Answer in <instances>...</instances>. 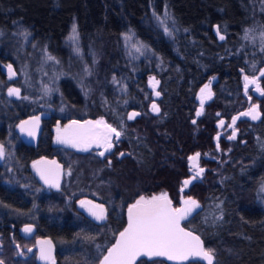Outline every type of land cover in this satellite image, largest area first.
<instances>
[{"label":"flooded vegetation","instance_id":"1","mask_svg":"<svg viewBox=\"0 0 264 264\" xmlns=\"http://www.w3.org/2000/svg\"><path fill=\"white\" fill-rule=\"evenodd\" d=\"M223 35V41L214 35L218 43L226 40ZM252 43L258 46L261 55V64L254 76L259 77L258 84L264 90V77L260 76V70L264 69V51L260 43L247 40L249 47ZM8 65L17 74L6 55H0V145L4 148L0 160V261L3 264H99L107 249L119 238V233L127 227L128 207L140 196L150 198L166 193L173 207H181L182 199L197 201L200 207L182 222V227L200 237L203 248L212 253V264L220 258L215 254H223L225 259L222 250L229 251L219 248L222 241L219 225L229 218L223 211L222 202L226 197V203L238 205L239 218L264 220V153L258 151V146L264 142V96L255 90V85H249L245 93L244 76L247 74L240 75L238 105L232 89L226 88L221 81L224 73L183 71L180 85L174 74H165L170 76L166 78L168 87L165 89L160 73H140L136 76L143 87L125 89L122 81L123 85L117 89L116 119L71 118L66 112L59 117L41 108L13 123L7 112L13 104L23 100V95L18 87V74L15 80L7 78L4 67ZM190 68L194 69L193 66ZM153 77L159 81L155 91L150 86ZM205 85H209L210 95L209 89L201 93ZM11 86L20 90L19 100L7 95ZM140 93L145 94L143 104L138 97ZM124 94L132 96L133 101L126 111ZM153 103L159 112L153 113ZM220 107L227 109L226 116H221ZM253 107L258 119L241 115ZM43 111L49 112L50 118L41 121V134L36 145H27L15 127L19 121ZM197 112L201 114L197 116ZM132 113L139 115L129 120ZM205 113L213 118L204 117ZM233 117H238L235 124ZM87 119H103L122 131L119 140L113 138L112 149L103 157L97 155L100 151L96 149L80 151L57 143L58 128L63 130L73 120L83 122ZM221 120L224 121L222 126ZM233 132L235 138L229 139ZM196 153H200L198 166L204 171L192 179L197 169L190 170L188 158ZM240 155L246 156L242 162L237 161L240 170L249 175L250 181L246 199L245 195L233 190L226 194L228 185L223 182L226 181V165L229 162L232 165L242 157ZM40 160L55 161L60 166L59 188L44 185L38 179L32 164ZM48 170L52 171L51 168ZM230 176H234L232 166L227 177ZM185 180H191V183L184 186ZM81 201L85 202L84 206ZM94 205L103 207L104 219L91 214L89 209L100 212ZM194 222L203 231L201 235L194 231ZM25 227H31L32 231L24 232ZM42 241H50V244L39 243ZM228 242L231 243L229 239ZM41 248L48 259H41ZM137 264L168 263L139 259Z\"/></svg>","mask_w":264,"mask_h":264},{"label":"trees","instance_id":"2","mask_svg":"<svg viewBox=\"0 0 264 264\" xmlns=\"http://www.w3.org/2000/svg\"><path fill=\"white\" fill-rule=\"evenodd\" d=\"M260 13H264V0H0V55H7L10 61L20 56L17 52L20 33L40 49L41 57L50 55L63 63L66 38L74 25L85 61L88 58L87 49L100 46V57L96 62L99 75L94 80L93 75L91 79L89 76L86 78L88 86L92 88L90 95L80 89V97L75 89L77 98L71 101L65 93L66 84L60 81L61 100H54L71 118L116 119L117 89L123 84L125 89L143 87L136 76L140 73H160L163 89L168 87L166 78H170L165 74H174L180 85V73L183 71L224 73L221 81L226 88L232 89L238 105L241 97L240 75H256L261 64L258 46L252 43L249 47L247 40L242 38L245 30L251 33L258 30L263 21L259 19ZM160 20L165 24H161ZM165 25L172 31V36L165 34ZM215 25L220 33L226 35L222 43H218L212 34ZM126 35H131L139 45L145 46L143 59L135 61L128 54L124 48ZM63 64L60 63L61 66ZM58 72L66 74L61 68ZM69 81L73 82L72 79ZM122 81L124 83L121 85ZM144 95H138L141 104ZM53 96L58 97L57 94ZM124 97L126 111L127 105L133 101L128 94H124ZM221 101L223 103V100H219L220 104ZM27 104L23 100L13 104L7 112L9 120L14 123L35 109H41L38 105L33 107ZM42 106L48 105L44 102ZM53 108L59 110V107ZM220 113L226 116L228 111L220 107ZM204 117L213 118L206 113ZM209 128L212 129V126ZM258 151L264 153V142L258 146ZM240 156L232 165L231 162L226 165V181L223 182L228 185L226 194L233 190L245 195L246 199L245 192L249 191L250 181L249 175L240 170L237 162H242L246 156ZM231 166L234 176L229 178ZM219 200L221 202L222 197ZM227 201L226 197L222 204L229 218L219 225L220 239L223 241L219 248L229 250H222L228 260L230 258L227 264H264V220L239 218L236 212L238 205ZM192 227L198 234L203 233L196 222Z\"/></svg>","mask_w":264,"mask_h":264},{"label":"snow or ice","instance_id":"3","mask_svg":"<svg viewBox=\"0 0 264 264\" xmlns=\"http://www.w3.org/2000/svg\"><path fill=\"white\" fill-rule=\"evenodd\" d=\"M167 15V12H165ZM159 19V18H158ZM161 24H165L163 20H160ZM164 32L166 35L172 36V31L165 25ZM73 35L70 37V40L76 41L78 36L76 34L75 25L72 28ZM27 35V33H24ZM217 35L221 40L225 37L220 35L219 30H217ZM244 40H253L255 41L257 37L253 36L249 30H245V35L242 37ZM126 42H131L133 37L131 35H126L124 37ZM260 41L261 50L264 51V32H261L258 37ZM136 52H141V49L144 48V45L136 46L133 44ZM78 52V49H77ZM48 60H54V57L47 56ZM255 70V65H253ZM9 78L15 75L12 70V66L8 65ZM87 71V69H86ZM260 76L264 77V69L260 70ZM259 77L253 76L250 78L248 75L244 76V88L245 93L248 92L249 85H255V90L264 96V90H262L258 84ZM211 83V82H209ZM159 84V81H156L155 78L150 79V86L153 87L155 91L156 85ZM205 89H209V85H205L201 89V93L205 92ZM47 91V89H45ZM9 96L15 95L20 96V90L18 88H9ZM157 96L160 95L159 92H155ZM209 89V95H210ZM27 99V97H24ZM203 98H201V108H203ZM153 112H159V108L155 103L152 105ZM201 113L197 112V116ZM139 113H132L128 116V119H134L135 116ZM219 115V114H218ZM244 116H251L252 119H257L256 108L253 107L249 112L241 113ZM36 121L39 120V117L34 118ZM238 117H233L232 122L235 124V121ZM24 123H27L25 121ZM195 123V121H193ZM220 125L224 124V121L221 120ZM122 127V126H121ZM22 131L23 125L21 126ZM29 135H34V132L29 131ZM122 135V131L118 130L115 127H112L110 124H107L103 119L96 121H85L81 124L78 121L73 120L70 125L65 126L63 130L58 128L57 131V143L65 144L71 147L76 148L80 151H88L93 145L96 148H102L103 151L97 153V155L103 157L105 152H109L113 147V137L117 140ZM235 138V132L229 139ZM218 147V146H217ZM123 156L124 154L121 153ZM4 156L3 145H0V159ZM200 153H196L193 156H190V170L196 168L197 170L194 173L192 179H195L199 176L204 169L199 168L198 159ZM42 163L37 161L33 164V167L36 168V165ZM51 163L56 165L55 161L43 162ZM111 163V161H109ZM60 166L56 165V169H59ZM41 179L44 180L46 184H49L52 187L59 188V173L52 172L47 170L41 171L37 169ZM49 177H52L51 179ZM184 186H187L191 183V180H185ZM183 191V188H181ZM87 203H91L88 201ZM85 202L81 201V206H84ZM181 207H173L172 201L168 199L166 193H161L159 196H152L150 198H145L140 196L135 203L131 204L128 207V223L127 227L124 228L122 232L119 233V238L116 240L110 248L107 249V254L103 255L102 259L99 261V264H137V261L141 257H147L149 260L154 258H164L168 261H174L176 264H182L183 261L188 260L190 257H200L208 261V264H212L213 256L210 250H205L202 246L200 237L194 235L191 230H185L181 226V221L187 219L191 214L194 208H199L200 205L197 201L193 199H182ZM94 208L100 209L99 214L89 209L91 214L97 219H104L103 207L101 205H94ZM32 231L31 227H25L24 232L30 233ZM39 243H48L50 241H42ZM31 251V249H29ZM49 257L44 255V249L41 248V259H48ZM0 264H3L0 261Z\"/></svg>","mask_w":264,"mask_h":264},{"label":"rangeland","instance_id":"4","mask_svg":"<svg viewBox=\"0 0 264 264\" xmlns=\"http://www.w3.org/2000/svg\"><path fill=\"white\" fill-rule=\"evenodd\" d=\"M259 19L263 21L260 24L258 30L255 33L250 32L253 36L257 37L255 40L257 43H260L258 39L259 34L264 32V13H260ZM72 28L70 29L66 38V49L62 54L64 57V64L58 58H55V60H48L45 57H41L40 49L31 44L29 39L23 37V35H20V33L18 34L21 37L19 39L20 46L17 47V52L20 54V56L17 55L11 60L13 65L16 67V72L18 74V87H20L22 91L23 102L29 103L27 105L33 107L38 105V107H41L47 111H52L56 116L59 117H62L60 115L64 110L62 109V111L60 109L61 107L59 106V110H56L53 107L54 105H59V102H56L54 99L58 98L61 100L62 88L60 81L62 80L63 84H66L65 89H67V92L65 93L68 94L71 101H74L77 98L75 96L74 90L76 89L80 97L82 96L80 89L86 90V94L90 95L92 88L88 86L86 78L89 76V79H91L90 77L93 75L94 80L95 77L99 75V71L96 69V62L100 57V46H98L96 49L88 48V58L85 61L79 49L78 39L76 41L70 40V37L73 35ZM133 44L140 46L136 41L132 40L131 42L125 41L124 48L128 51V54L133 60L137 61L141 58L143 59L145 56L144 48H142L141 52L138 53L135 51ZM49 62L51 64H48ZM60 63L63 65L61 66ZM59 68L64 70L66 74L64 72H58ZM70 79H72L73 82H70ZM45 89H47V91H45ZM54 94H57L58 97H54ZM24 97H27V99ZM30 98H32L31 101H29ZM44 102L48 105L47 107L42 106V104L44 105ZM0 115L2 114L0 113ZM8 119L10 118L8 117ZM13 150L14 147L12 148V151ZM219 254L220 253L215 254L217 258L220 257L217 259L216 264H227V256L224 259L223 254Z\"/></svg>","mask_w":264,"mask_h":264},{"label":"water","instance_id":"5","mask_svg":"<svg viewBox=\"0 0 264 264\" xmlns=\"http://www.w3.org/2000/svg\"><path fill=\"white\" fill-rule=\"evenodd\" d=\"M217 30H218V28H217V26L215 25V26H213V28H212V31H213V33H214V35L217 37V39L219 40V41H223V40H221L220 38H219V36L217 35ZM220 33V32H219ZM220 35H223V34H221L220 33ZM224 36V35H223ZM225 37V36H224ZM12 70H13V72L15 73V70L13 69V67H12ZM4 72H5V74L7 75V78L10 80H15L16 78H17V74L15 73V75L14 76H12L11 78H9V71H8V67H4ZM10 88H17V87H15V86H11ZM7 95L9 96V94H8V91H7ZM11 99H13V100H19L20 99V96L19 97H17V96H15V95H12V96H9ZM154 113V112H153ZM256 115H257V119L259 118V115L257 114V112H256ZM35 117H39V120L38 121H36L34 118ZM249 117H251L250 115H249ZM50 118V113L49 112H41V113H38L37 115H34V116H30V117H28V118H26V119H23V120H21V121H19L18 122V124L16 125V127H15V131L22 137V139H23V142L24 143H26L27 145H30V146H35L36 145V143H37V141H38V138H39V136H40V134H41V121L42 120H46V119H49ZM25 121H27V123H24ZM85 121H91L90 119H87V120H85ZM85 121H83V122H80L81 124H83ZM71 123H67L66 124V126L67 125H70ZM23 125V131H22V129H21V126ZM65 128V127H64ZM29 131H32V132H34V135H29L28 133H29ZM114 138V137H113ZM115 141H117V139L115 138ZM64 146H66L67 148H71V149H75V150H77L76 148H74V147H71V146H68V145H65V144H63ZM90 149H96V150H99V151H103V149L102 148H96L94 145L90 148ZM89 149V150H90ZM110 152V151H109ZM109 152H105V153H109ZM1 160V159H0ZM42 163H39V164H37L36 165V168H34L33 167V164L34 163H36V162H34L33 164H32V168H33V170H34V172L37 174V177H38V179L41 181V183L42 184H44V185H47V186H50L49 184H46L45 182H44V180L43 179H41V176H40V174H39V172L37 171V169H40L41 171H45L46 172V174H47V170L48 169H52V171L53 172H58L59 173V177H58V179H59V183H60V180H61V170H60V168L59 169H56V165H53V164H51V163H43V162H48V161H46V160H40ZM42 167H44V168H42ZM53 188H55V187H53ZM196 211V208H194L193 210H192V212H191V214L187 217V219H185V220H183V221H181V226H182V222H184V221H186V220H188L189 219V217L194 213ZM187 231V230H186ZM194 234V233H193ZM194 235H196V234H194ZM201 240V239H200ZM201 243H202V241H201ZM202 246H203V243H202ZM139 259H147V260H149L147 257H141V258H139ZM138 259V260H139ZM153 260H163V261H165L166 263H168V264H176V262H174V261H168V260H166V259H164V258H154ZM150 261V260H149ZM189 262H201V263H203V264H208V261L207 260H204L203 258H200V257H190L188 260H186V261H183L182 262V264H186V263H189Z\"/></svg>","mask_w":264,"mask_h":264},{"label":"bare ground","instance_id":"6","mask_svg":"<svg viewBox=\"0 0 264 264\" xmlns=\"http://www.w3.org/2000/svg\"><path fill=\"white\" fill-rule=\"evenodd\" d=\"M44 112V111H43ZM131 112V111H130Z\"/></svg>","mask_w":264,"mask_h":264}]
</instances>
